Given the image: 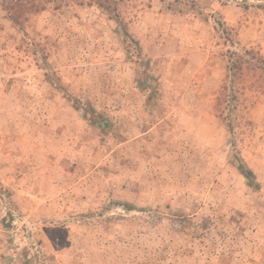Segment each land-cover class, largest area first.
Instances as JSON below:
<instances>
[{"label":"rangeland","instance_id":"1","mask_svg":"<svg viewBox=\"0 0 264 264\" xmlns=\"http://www.w3.org/2000/svg\"><path fill=\"white\" fill-rule=\"evenodd\" d=\"M0 264H264V0H0Z\"/></svg>","mask_w":264,"mask_h":264},{"label":"trees","instance_id":"2","mask_svg":"<svg viewBox=\"0 0 264 264\" xmlns=\"http://www.w3.org/2000/svg\"><path fill=\"white\" fill-rule=\"evenodd\" d=\"M237 59H232L229 65V75H230V81L233 82L232 78L233 75H235V68H237ZM262 62V61H261ZM57 85H63L61 82L58 83ZM230 104H229V112H228V120H227V127L228 130L233 133L234 132V125H235V114L234 110L237 108V104L235 102L234 96L230 97ZM87 118L90 120V122L93 125H96L98 123H102L103 127H108L111 125V119L105 116V113L102 111L97 110L91 102H87L85 108ZM231 164L237 168V170L244 176V178L247 180L248 185L252 188H255L257 190L260 189V184L257 181V175L255 171L249 167L246 162L242 159V157L235 152L233 154V158L231 160Z\"/></svg>","mask_w":264,"mask_h":264}]
</instances>
